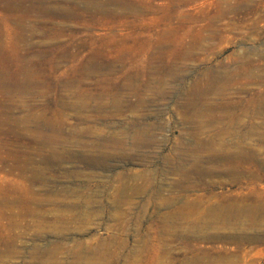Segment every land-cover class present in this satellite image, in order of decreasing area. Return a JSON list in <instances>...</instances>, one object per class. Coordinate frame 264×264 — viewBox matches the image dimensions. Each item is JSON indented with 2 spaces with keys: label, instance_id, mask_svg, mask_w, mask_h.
Masks as SVG:
<instances>
[{
  "label": "rangeland",
  "instance_id": "374dc122",
  "mask_svg": "<svg viewBox=\"0 0 264 264\" xmlns=\"http://www.w3.org/2000/svg\"><path fill=\"white\" fill-rule=\"evenodd\" d=\"M4 1L0 0V41L5 39L2 33L15 30L17 23L23 24L24 31L33 21H51L55 25L63 22V28L62 30H56L57 26L56 29L55 27L52 28L50 36L48 35L52 38L51 44L28 50V52L39 51L38 53L44 54L41 68L44 85L38 89V94L23 93L21 98H8L3 104L7 114L10 113V115L18 117L24 114L21 111V106H24L26 110L34 107L36 112L34 133L40 140L34 147L27 144L32 132L30 119H27L25 124L12 127L11 133L0 134V186L8 188H6V192L9 193V197L17 198L22 194L20 197L23 200L31 197L30 194L26 193V190L32 189L35 192L38 209L36 217L25 218L23 224L25 223V228L28 229L26 232H24L23 227H20L19 230L17 228L11 230L14 234L21 233L15 242L18 254L5 258L1 264H34L31 247H35L39 261L53 259L52 261L56 260L55 263L69 264L71 261H75L71 255H68L71 252L76 254L78 250L79 252L82 251L80 253L85 251L83 254L89 253L87 256L93 257L91 253H93L94 248L106 247L114 250L116 246H120L119 240L122 238L126 242V251L129 248L139 247L137 244H147L150 247V251L149 249L146 251L150 253H143L142 261H150V264H167L166 255L158 254L157 256L159 248H162L161 240L168 239V236L160 231L163 229L160 228L162 218H159V221V216H174L172 214H175V218L179 217L178 221L181 223L183 217H190L192 221L201 223L197 219L202 217V213L208 206L214 204L232 202L240 208L246 205L254 206L258 203L264 206V170L262 168V163H264V111L258 112L257 110L258 103L264 101V98L260 101V96H264V17L260 16V8L264 7V0H197L200 4L198 3V12L195 11L197 17L194 21L189 19L192 12L189 9L190 6L176 4H174L176 6L174 9L171 8L173 16L151 19L153 16L150 10L165 9L166 1L164 0H148L146 2L141 0H105L104 8L106 10L116 7L119 1L124 2V4L127 2L141 3L146 7V15L137 17L126 15L123 17L120 13L124 10L116 8L117 15L108 17L104 15L101 20L96 17L92 20L93 16L87 14L88 16H84V19L78 18V21L76 18L66 20L55 14L44 17L39 13H31L28 20H24L21 12L9 13L5 11L2 8ZM99 1L103 2L104 0ZM31 2L34 4L36 2L37 7L45 9L47 12L56 11V8L70 7L63 0H32ZM79 2L81 1L77 0V5L80 7L81 3ZM147 6L149 7L147 8ZM226 8L233 9L231 12L223 14L222 11ZM130 28H133L134 31L128 35L131 31ZM15 31L19 32L18 29ZM118 38L120 40L123 38L124 42L122 40L119 43ZM132 38L137 39V44L131 42L134 40ZM161 39L168 40L171 47L165 48L163 51L156 49L155 47L162 41ZM109 40L114 41L115 44L108 42ZM145 41H150V45ZM187 44L193 46V49H189L191 51L186 58L181 57L183 48L185 47L184 52L187 50ZM111 49L113 50L111 51ZM167 52L169 53L167 54ZM14 53L13 48L0 46L1 59L2 54H7L6 58L11 60ZM232 54L236 58H233ZM247 54H250V57ZM240 55L248 58V62L243 64L241 61L243 57ZM4 62L6 63L5 60ZM89 62H102L101 64L104 66L114 65L117 67L112 71L102 69L97 76L88 78V80H81L79 72ZM232 63L235 64L231 65ZM241 65L245 67L242 71L243 76L248 75L246 72H249L250 76L241 78L242 75H240L242 81L231 79L227 83V91L222 93L216 90L212 91L216 92V98H214V93L210 92L212 96L207 93V86L213 84L205 81L207 78L204 75L208 71L229 73V71H236L242 67ZM53 66L55 67L53 68ZM162 69L166 70L163 71ZM259 73H262L263 77ZM196 80L202 87H199ZM234 81L236 85L231 84ZM68 82L70 84H67ZM149 82L153 83L150 84ZM128 83L133 85L131 90H118ZM136 85L138 86L136 87ZM152 86H155L154 89ZM197 86L199 89L195 88V90L202 91L203 94L206 93L203 95L194 91V87ZM203 87H205L204 91ZM201 88L202 90H200ZM230 92L234 94L232 93L231 96ZM114 93H117L116 96H113ZM128 93L129 95H127ZM224 93H228L230 96ZM81 95H84L83 99ZM108 96H111V100ZM230 97L233 98L232 102H230ZM116 99L117 101H115ZM192 99L196 104H193ZM198 99L201 105L198 103ZM1 100L0 103H3ZM257 101L259 102L256 104ZM188 102H191L192 105L189 106ZM89 103L90 105H88ZM207 105H209L208 108ZM262 105L264 106V102ZM236 107H239V110ZM241 107L244 109L242 110ZM194 110L199 114H195L196 111ZM233 110L235 114L232 116ZM185 115L191 119L189 120ZM229 117L232 120L235 119L233 121L229 119L225 122ZM203 118L206 119L205 122ZM216 122L217 124H215ZM227 122L229 124H226ZM237 123L240 127L235 125ZM45 125L54 127V132L44 128ZM227 125H230L229 128ZM222 127L224 131H221L223 130ZM215 128H219L218 132H215ZM227 132L232 135L230 134V136ZM211 133H214V136ZM219 133H222L221 137L218 136ZM48 134L57 136V141L53 140L52 145L44 146L41 139L42 136ZM242 134L245 135L243 139ZM226 136L228 137L227 140ZM121 138L125 141L123 142ZM106 139L109 141H103ZM64 141L65 143H63ZM139 141H141L140 144ZM19 143L20 147L17 146ZM234 143L235 145L236 143L239 144L240 147L237 145L230 146ZM214 144L217 145L213 147ZM23 145L26 149L23 147L21 149ZM93 145L95 148L92 147ZM96 146H99L98 149ZM228 148L230 149L228 150ZM216 150L217 154L215 153ZM20 151L25 152L23 155L25 159H30L27 161L28 163L25 162L27 166L23 165L28 169H37L38 173L34 181L31 180L29 172L25 174L18 172L17 167L19 168L21 164L18 161L13 162V157L8 156L7 160L3 161L6 153H15L14 155L17 157ZM234 151L236 154L244 155V159L238 164L236 168L238 173L233 178L220 173V170L224 166L222 163L223 155L231 154ZM31 152L32 154H30ZM207 152L208 157L205 156ZM220 152L222 154L224 152V154L222 155ZM242 156L241 158H243ZM205 157L212 166L207 163ZM215 158L217 159L215 160ZM199 161H204V164L199 163ZM213 166L214 168H212ZM216 167L219 168L215 169ZM187 170L191 172L188 171V173ZM31 182H34V185L32 187L27 186ZM133 187L136 188V192ZM11 191H14L16 195ZM18 191H22V193L18 194ZM120 195L123 198H120ZM164 199L167 200L166 203L162 202ZM197 212L199 213L197 214ZM33 220L36 222L34 226L36 228L28 226ZM178 221L173 223V226H171L172 224L168 225L167 229L176 226L181 227ZM7 226H5L4 220H0V238L5 239L8 236ZM230 229L228 230L231 232L247 235L261 233L262 239L239 243L222 240L186 244L173 242L171 247L176 252L186 254V260H188L186 264L213 262L233 254L235 259L233 258L231 264H264V227L252 230L249 227L234 226ZM147 236L150 238L148 241ZM113 237H116L115 240ZM136 241L137 244H135ZM84 244L86 246H82ZM147 246L145 245L146 248H148ZM49 249L53 253H49ZM71 249L72 251H70ZM79 252V255H83ZM64 255L66 260L68 259L67 261L62 258ZM90 256L87 257L89 264L91 261H96L92 260L93 258L91 259ZM68 257L71 258V261ZM236 257L240 258L239 262H236ZM190 258L193 262L192 260L189 261Z\"/></svg>",
  "mask_w": 264,
  "mask_h": 264
},
{
  "label": "bare ground",
  "instance_id": "6f19581e",
  "mask_svg": "<svg viewBox=\"0 0 264 264\" xmlns=\"http://www.w3.org/2000/svg\"><path fill=\"white\" fill-rule=\"evenodd\" d=\"M32 0H5L4 1V5H3V9L5 10V11H7V12H9V13H11V12H21L22 14H23V19L24 20H28V17H29V15L31 14V13H33V14H37V13H39V14H41V16H46V15H48V16H53L54 14L55 15H59V16H61L62 18H65L66 20L68 19V20H70V19H74V18H76V20L78 19V18H81V19H84L86 16H88L87 14H91L92 16V20H93V18H97L98 20H101L103 17L102 16H114V15H117L118 13L115 11V9L116 8H122V10H124L123 12H121L120 13V15H122L123 17L124 16H126V15H130V16H132V17H137V16H145L146 15V13H145V9H146V7L144 6V5H142L141 3H137V4H133V3H130V2H127V4H124V2H122V1H119L118 2V4L116 5V7H113L112 9H109V10H106L104 7H105V0L102 2V1H99V0H79V1H81V2H79V3H81V5H80V7L77 5V0H63L64 2H66L67 4H69V6L70 7H65V8H56V11H53V12H47L45 9H42V8H40V7H37L35 4H36V2H35V4L34 3H32L31 2ZM142 2H146V1H148V0H141ZM164 1H166V3H165V9H157V10H150V13H152V18L151 19H157L158 17H171V16H173V14H171V8L172 9H174L176 6L174 5V4H176V5H179V6H190L189 7V9L192 11L191 13H190V15H189V19L191 20V21H194L195 19H196V17H197V15H195V11L197 10V7H198V3H199V1L197 2V0H164ZM209 1V0H208ZM197 2V3H196ZM201 2V1H200ZM30 3H32V4H30ZM115 3V2H114ZM200 4V3H199ZM72 6V7H71ZM149 6H147V8H148ZM200 7H201V5L199 6V9H200ZM105 9V10H104ZM232 9L233 8H226L225 10H223L222 11V13L223 14H225V13H227V12H231L232 11ZM162 10H164V11H162ZM255 11V10H254ZM196 12H198V10L196 11ZM117 13V14H116ZM32 14V15H33ZM154 14V15H153ZM260 16L261 17H264V7H261L260 8ZM188 15V14H187ZM85 16V17H84ZM155 16H157V17H155ZM186 17V16H185ZM188 17V16H187ZM50 18V17H49ZM88 18V17H87ZM48 19V18H47ZM172 19V18H171ZM8 20V19H7ZM50 20V19H49ZM52 20V19H51ZM96 20V19H95ZM20 21V20H19ZM78 21V20H77ZM26 22V21H25ZM97 22V21H96ZM98 22H101V21H98ZM61 23V24H60ZM60 23H58L57 25H55V24H53L51 21H48V22H40V21H38V22H36V21H33L32 23H30L29 25H28V29L27 30H23V28H24V26H23V24H20V23H17V26L15 27V30L16 29H18L19 30V32L18 31H15V30H13V31H11V32H9V31H4L3 33H2V36H4L5 37V39L3 40V41H0V46L1 47H10V48H13L14 50H15V53H14V55H13V57L11 58V60L10 59H7L6 58V56H8L7 54H2V59L0 58V99H2L1 101H3V103L1 102L0 103V134H5V133H11L12 132V127H16V126H19L20 124H25L26 123V121H27V119H30V121H31V124H30V127L32 128V132H31V135H30V139L28 140V146H32V147H34L35 145H37L38 144V142H39V138L36 136V134L34 133L35 132V128H36V124H35V122H36V112H35V108L34 107H30L28 110H26L25 108H24V106H21V111L22 112H24V114L22 115V116H20V117H18V116H13V115H10V113L9 114H7V112H5V106L3 105L4 104V102L8 99V98H16V99H19V98H21V96L23 95V93H26V94H31V95H36V94H38V89H40L44 84V76H43V74H42V65H43V61H44V54L43 53H38V52H35V51H32V52H28V50H30V49H33V48H36V47H40V46H47V45H49V44H51L52 43V38H50L49 36H50V34H51V32H52V28H54L55 27V29H56V26H57V29L56 30H62V28H63V22H60ZM211 23V22H210ZM73 24H75V23H73ZM14 25V24H13ZM52 27H51V26ZM73 26V25H72ZM72 26H70V27H72ZM131 29V28H130ZM69 30V29H68ZM71 31V30H70ZM134 30H133V28L131 29V31H129V34L128 35H130V34H132V32H133ZM12 33V34H11ZM188 33V32H187ZM127 34V33H126ZM190 34V33H189ZM49 35V36H48ZM11 37V38H10ZM9 39V41H7L8 39ZM129 38V37H128ZM169 38V37H168ZM115 39V38H114ZM119 39V38H118ZM122 40H123V38H121ZM126 39V38H125ZM132 39H134V38H132ZM170 39H172V38H170ZM120 40V39H119ZM122 40H120L119 41V43L120 42H122ZM131 40V39H130ZM162 40V39H161ZM116 41V40H115ZM127 41V40H126ZM137 39H134V40H132L131 42L132 43H136L137 44ZM139 41V40H138ZM196 41V40H195ZM108 42H111V43H114V41L112 42L111 40H109ZM107 42V43H108ZM116 42H118V40L116 41ZM123 42H124V40H123ZM146 43H149V45H150V41H145ZM177 42H180V41H177ZM54 43V42H53ZM110 43V44H111ZM126 43V42H125ZM128 43V42H127ZM190 43V42H189ZM196 43V42H195ZM101 44V43H100ZM109 44V43H108ZM107 44V45H108ZM115 44V43H114ZM124 44V43H123ZM140 44V43H139ZM154 44H156V43H154ZM173 44H175V43H173ZM103 45V44H102ZM119 45V44H118ZM133 45V44H132ZM131 45V46H132ZM148 45V46H149ZM176 45V44H175ZM188 45V44H187ZM186 45V46H187ZM193 45H194V43H193ZM109 46V45H108ZM122 46H124V45H122ZM125 46H126V44H125ZM101 47V46H100ZM105 47V46H104ZM115 47V46H114ZM118 48H119V46H117ZM129 48H130V45L128 46ZM168 47H171V43L168 41V40H162V41H160V43H158L157 44V46L155 47L156 49H160L161 51H163V50H165V48H168ZM180 47V46H179ZM193 46H191V45H188L186 48H187V50L184 52V48H183V55H182V53H181V57H187L188 56V54L190 53V51L191 50H189L190 48H192ZM121 48V47H120ZM132 48V47H131ZM135 48H137V47H135ZM182 48V47H181ZM195 48V47H194ZM210 48V47H209ZM103 49V48H102ZM123 49H125V48H123ZM149 49V48H148ZM173 49V48H172ZM174 49H176V48H174ZM193 49V48H192ZM196 49V48H195ZM101 50V49H100ZM113 49H111V51H112ZM114 50H115V48H114ZM118 50H120V49H118ZM128 50V49H127ZM143 50V49H142ZM181 50V49H180ZM97 51V50H96ZM96 51H95V53H96ZM172 51V50H171ZM195 51V50H194ZM238 51V50H237ZM244 51H245V49H244ZM243 51V52H244ZM94 52V51H93ZM101 52H103V51H101ZM170 52V51H169ZM169 52H167V54L169 53ZM242 52V51H241ZM248 52V51H247ZM251 52V51H250ZM249 52V53H250ZM64 53V52H63ZM94 53V54H95ZM104 53V52H103ZM153 53V52H152ZM238 53H239V51H238ZM252 53V52H251ZM98 54H100V53H98ZM117 54V53H116ZM158 54V53H157ZM244 54V53H243ZM71 55V54H70ZM180 55V54H179ZM194 55V54H193ZM242 55V54H241ZM240 55V56H241ZM245 55V54H244ZM243 55V56H244ZM250 55V54H249ZM248 54H247V56H249ZM3 56H5V57H3ZM91 56V55H90ZM95 56V55H94ZM231 56H233V54L231 55ZM243 56H241V57H243ZM236 58V56H233V58ZM250 57V56H249ZM60 58V57H59ZM69 58V57H68ZM158 58V57H157ZM101 59H102V57H101ZM156 59V58H155ZM184 58H182V60H183ZM229 59H230V56H229ZM248 58H242L241 59V61H242V63L243 64H245V63H247L248 62V60H247ZM4 60L6 61V63L4 62ZM9 60V62H7ZM96 60V59H95ZM98 60H100V59H98ZM231 60V59H230ZM252 60V59H251ZM250 60V61H251ZM92 61V60H91ZM184 61V60H183ZM59 62V61H58ZM120 62V61H119ZM182 62V61H181ZM232 62V61H231ZM238 62V61H237ZM49 63V62H48ZM55 63V62H54ZM87 63V62H86ZM102 63V62H101ZM100 62H89L88 64H86L85 66H83L82 68H81V71L79 72L80 73V78H81V80H84V79H86V80H88V78H91V77H95V76H97L99 73H101V71H102V69H105V70H108V71H112V70H114L117 66H114V65H106V66H104V64L102 65ZM154 63V62H153ZM156 63H158V62H156ZM182 63H184V62H182ZM250 63H253V62H250ZM150 64V63H149ZM155 64V63H154ZM228 64V63H227ZM235 64V63H234ZM233 63L231 64V65H234ZM242 64V65H243ZM181 65V64H180ZM241 65V66H242ZM247 65V64H246ZM183 66V65H182ZM244 66V65H243ZM239 67L236 71H229V73H227V72H220V73H218V72H216V71H208L204 76L207 78V80H205V81H207L209 84H211V83H213L212 85H209V86H207V93H210V92H212V91H214V90H216L217 92H220V93H222L223 91H227V83H229L228 81H230L231 79H233V80H239L240 79V75H242L241 76V78L242 77H246V76H248L249 75V72H246V74H248V75H246V76H243V70L245 69V67ZM55 66H53V68H54ZM158 67V66H157ZM161 67V66H160ZM168 67V66H167ZM171 67V66H170ZM185 67V66H184ZM235 67V66H234ZM52 68V69H53ZM153 68H155V67H153ZM163 68H165V67H163ZM171 68H174V67H171ZM231 68H233V67H231ZM181 69V68H180ZM230 69V68H229ZM121 70V69H120ZM163 70V69H162ZM166 70V69H165ZM165 70H163V71H165ZM228 70V69H227ZM232 70H234V69H232ZM248 70V69H247ZM161 71V70H160ZM168 71V70H167ZM172 71V70H171ZM178 71V70H177ZM222 71V70H221ZM260 71H261V68H260ZM104 72H106V71H104ZM115 72V71H114ZM158 72V71H157ZM206 72V71H205ZM242 72V73H241ZM76 73V72H75ZM203 73V72H202ZM201 73V74H202ZM252 73V72H251ZM250 73V74H251ZM78 74V73H77ZM103 74V73H102ZM109 74V73H108ZM133 74V73H132ZM178 74H179V72H178ZM259 74H261L260 76H262L263 77V75H262V73H259ZM131 75V74H130ZM170 75V74H169ZM252 75V74H251ZM257 75V74H256ZM46 76V75H45ZM250 76V75H249ZM255 76V75H254ZM253 76V77H254ZM136 77V76H135ZM178 77V76H177ZM252 77V76H251ZM255 77H257V76H255ZM98 78V77H97ZM169 78V77H168ZM200 78H202V77H200ZM258 78H259V76H258ZM130 79H132V78H130ZM95 80H96V78H95ZM98 80V79H97ZM241 81H242V79H240ZM244 80V79H243ZM205 81L203 80V82L205 83ZM81 82V81H80ZM94 82V81H93ZM134 82V81H133ZM196 82H198L197 84L199 85V81H197L196 80ZM196 82H194L195 83V85H196ZM202 82V83H203ZM91 83V82H90ZM150 83V82H149ZM153 83V82H152ZM152 83H150V84H152ZM156 84H158L157 82H155ZM160 83V82H159ZM67 84H70V82H68ZM133 84V83H132ZM139 84V83H138ZM161 84H162V82H161ZM160 84V85H161ZM181 84V83H180ZM207 84V83H206ZM232 85L233 84H235V81L233 82V83H231ZM240 84V83H239ZM65 85V84H64ZM123 85V84H122ZM121 85V86H122ZM164 85H165V83H164ZM192 85V84H191ZM204 85V84H203ZM231 85V86H232ZM236 85V84H235ZM96 86V85H95ZM138 85H136V87H137ZM140 86H142V85H140ZM146 86V85H145ZM230 86V85H229ZM98 87V86H97ZM110 87V86H109ZM118 87H119V85H118ZM132 87H133V85H131V84H125V85H123V87H121V88H119L118 90L119 91H122V90H131L132 89ZM153 87V86H152ZM155 87V86H154ZM154 87H153V89H154ZM199 87H202L201 85H199ZM84 88V87H83ZM148 88V87H147ZM187 88H188V86H187ZM193 88V87H192ZM195 88H198V86L197 87H194V91H197L198 93L200 92L199 90H195ZM229 88H231V87H229ZM122 89V90H121ZM138 89V88H137ZM199 89V88H198ZM204 89H205V87H203V91H204ZM242 89V88H241ZM117 90V89H116ZM117 90V91H118ZM138 90H140V89H138ZM148 90V89H147ZM155 90H157V89H155ZM159 90V89H158ZM161 90V89H160ZM166 90V89H165ZM189 90H190V88H189ZM188 90V92L190 93V91ZM200 90H202V88L200 89ZM101 91V90H100ZM118 91V93H120ZM141 91V90H140ZM143 91V90H142ZM163 91V90H162ZM229 91V90H228ZM83 92V91H82ZM98 92V91H97ZM116 92V91H115ZM126 92V91H125ZM131 92H133V91H131ZM148 92V91H147ZM152 92H153V90H152ZM188 92H186V94L188 93ZM192 92V91H191ZM202 92V91H201ZM200 92V93H201ZM40 93V92H39ZM85 93V92H84ZM89 93H90V91H89ZM95 94H96V92H94ZM134 93V92H133ZM132 93V94H133ZM158 93H160V92H158ZM163 93V92H162ZM194 93V92H193ZM206 92H204V94H205ZM212 93H214V92H212ZM216 93V92H215ZM215 93H214V98H216L215 97ZM219 93V94H220ZM226 93V92H225ZM224 93V94H225ZM231 93V92H230ZM233 93V92H232ZM231 93V96L234 94H232ZM237 93V92H236ZM239 93V92H238ZM241 93V92H240ZM99 94V93H98ZM107 94V93H106ZM109 94V93H108ZM112 94V93H111ZM117 94V93H116ZM116 94L114 93L113 94V96L115 95L116 96ZM201 94H203V93H201ZM200 94V95H201ZM203 94V95H204ZM77 95H80V94H77ZM86 95V94H85ZM104 95V94H103ZM123 95H124V93H123ZM122 95V96H123ZM127 95H129V93L127 94ZM188 95V94H187ZM197 95V94H196ZM202 95V96H203ZM209 95V94H208ZM208 95H206V96H208ZM210 95H211V93H210ZM225 95H229L230 96V94H225ZM75 96H76V94H75ZM82 96V99H83V96L84 95H81ZM90 96H91V94H90ZM112 96V97H113ZM138 96V95H137ZM153 96V95H152ZM160 96V95H159ZM158 96V97H159ZM190 96V95H189ZM188 96V97H189ZM198 96V95H197ZM212 96V95H211ZM219 96V95H218ZM88 97V96H87ZM93 97V96H92ZM96 97H98L97 95H96ZM109 98L111 97V96H108ZM126 97V96H125ZM131 97V96H130ZM133 97V96H132ZM136 97V96H135ZM193 97V96H192ZM191 97V98H192ZM209 97V96H208ZM227 97V96H226ZM73 98V97H72ZM79 98V97H78ZM94 98V97H93ZM115 98H117V97H115ZM119 98V97H118ZM140 98V97H139ZM190 98V99H191ZM206 98V97H205ZM210 98V97H209ZM231 98V97H230ZM263 98H264V96L263 97H261L260 96V101H262L263 100ZM77 99V98H76ZM85 99V98H84ZM89 99V98H88ZM96 99V98H95ZM126 99L127 100H129L127 97H126ZM135 99V98H134ZM186 99V98H185ZM189 99V100H190ZM208 99V98H207ZM206 99V100H207ZM227 99V98H226ZM232 99L233 98H231V101L230 100H228V101H230V102H232ZM101 100V99H100ZM110 100H111V98H110ZM140 100V99H139ZM205 100V101H206ZM211 100V99H210ZM212 100H214V99H212ZM225 100V99H224ZM223 100V101H224ZM226 100V101H227ZM85 101V100H84ZM84 101H82V102H84ZM115 101H117V99L115 100ZM194 101V99H192V102ZM198 101V103H199V99L197 100ZM204 101V102H205ZM227 101V102H228ZM251 101V100H250ZM90 102V101H89ZM99 102H101V101H99ZM113 102V101H112ZM135 102V101H134ZM141 102V101H140ZM207 102V101H206ZM226 102V103H227ZM259 101H257L256 102V104L258 103ZM264 102V101H263ZM262 102V103H263ZM75 103V102H74ZM73 103V104H74ZM88 103V102H87ZM94 103V102H93ZM96 103V102H95ZM189 103V102H188ZM191 103V102H190ZM189 103V106L190 105H192V104H190ZM197 103V104H198ZM211 103V102H210ZM250 103V102H249ZM262 103H258V112L260 111H264V106L262 105ZM77 104V103H76ZM92 104V103H91ZM126 104V103H125ZM193 104H196L195 102H193ZM200 104V103H199ZM225 104V103H224ZM223 104V105H224ZM229 104V103H228ZM247 104V103H246ZM255 104V105H256ZM79 105H80V103H79ZM83 105V104H82ZM84 105H85V103H84ZM88 105H90V103L88 104ZM98 105V104H97ZM100 105V104H99ZM102 105H104V104H102ZM130 105V104H129ZM185 105H187V104H185ZM201 105V104H200ZM199 105V106H200ZM211 105H214V104H211ZM221 105V104H220ZM219 105V106H220ZM227 105V104H226ZM249 105V104H248ZM96 106V105H95ZM120 106V105H119ZM198 106V105H197ZM205 106H206V104H205ZM208 106L209 105H207V108H208ZM217 106V105H216ZM225 106V105H224ZM240 106V105H239ZM257 106V105H256ZM64 107V106H63ZM83 107V106H82ZM85 107H88V106H85ZM90 107V106H89ZM122 107H124V106H122ZM187 108H188V106H186ZM194 107V106H193ZM192 107V108H193ZM249 107V106H248ZM92 108V107H91ZM99 108V107H98ZM129 108H130V106H129ZM183 108V107H182ZM206 108V107H205ZM210 108H211V106H210ZM209 108V109H210ZM217 108H219V107H217ZM226 108V107H225ZM224 108V109H225ZM234 108V107H233ZM236 108H238V110H239V107H236ZM255 108V107H254ZM68 109V108H67ZM69 109H71L70 107H69ZM106 109V108H105ZM185 109V108H184ZM197 109V108H196ZM201 109V108H200ZM212 109V111H214L213 110V108H211ZM224 109H222V110H224ZM228 109V108H227ZM241 109H242V107H241ZM244 109V108H243ZM242 109V110H243ZM247 109V108H246ZM245 109V110H246ZM250 109V108H249ZM8 110V109H7ZM85 110V109H84ZM94 110V109H93ZM193 110V109H192ZM198 110V109H197ZM241 110V111H242ZM253 110V109H252ZM114 111V110H113ZM117 111V110H116ZM120 111V110H119ZM194 111H196V110H194ZM194 111H192V112H194ZM201 111V110H200ZM203 111V110H202ZM207 111V110H206ZM226 111V110H225ZM228 111V110H227ZM230 111V110H229ZM235 111H236V109H235ZM235 111L233 110V112L234 113H232V116H233V114H235ZM124 112V111H123ZM217 112H218V109H217ZM221 112H223V111H221ZM237 112V111H236ZM117 113V112H116ZM182 113H183V111H182ZM190 113H191V111H190ZM213 113V112H212ZM252 113V112H251ZM118 114V113H117ZM193 114V113H192ZM195 114H197V111H196V113ZM199 114V113H198ZM197 114V115H198ZM216 115H217V113H215ZM219 114H220V112H219ZM227 114V113H226ZM240 114V113H239ZM243 114V113H242ZM262 114V113H261ZM184 115V114H183ZM183 115H182V117H183ZM196 115V116H197ZM204 115V114H203ZM209 115V114H208ZM186 116V115H185ZM207 116V115H206ZM211 116V115H210ZM218 116V115H217ZM221 116H223V115H221ZM220 116V117H221ZM238 116V115H237ZM240 116V115H239ZM242 116V115H241ZM61 117V116H60ZM187 117V116H186ZM199 117H201L202 118V116H200L199 115ZM235 117V116H234ZM184 118V117H183ZM187 118H189V117H187ZM196 117L194 116V119H195ZM200 118V119H201ZM207 118H209L208 116H207ZM217 118V117H216ZM88 119H90V118H88ZM182 119V118H181ZM191 118H189V120H190ZM204 119V118H203ZM212 119H214V118H212ZM230 119V117L227 119V120H225V122L226 121H228ZM235 119V118H234ZM233 119V120H234ZM183 120V119H182ZM186 120H188V119H186ZM205 120L206 119H204V122H205ZM217 120V119H216ZM215 120V121H216ZM230 120H232V119H230ZM232 120V121H233ZM184 121V120H183ZM192 121V120H191ZM197 121V120H196ZM201 121V120H200ZM212 121V120H211ZM210 121V122H211ZM232 121H230V122H232ZM49 122V121H48ZM190 122V121H189ZM193 122V121H192ZM199 122V121H198ZM197 122V123H198ZM213 122V121H212ZM208 123V122H207ZM244 123V122H243ZM46 124H47V122H46ZM194 124V123H193ZM199 124V123H198ZM210 124V123H209ZM211 124H213V123H211ZM215 124H217V122L215 123ZM220 125H221V123H219ZM226 124H229V122H227ZM232 124V123H231ZM234 124V123H233ZM238 124L239 123H237V124H235L237 127H240V126H238ZM48 125H50V124H48ZM48 125H45L44 126V128L46 127V128H48L49 130L48 131H53L54 132V127L52 128L51 126H48ZM206 125V124H205ZM246 125V124H245ZM207 126V125H206ZM209 126V125H208ZM217 126V125H216ZM215 126V127H216ZM222 126V125H221ZM220 126V127H221ZM230 126V125H229ZM229 126L227 125V128H229ZM243 126V125H242ZM25 127V126H24ZM211 127V126H210ZM210 127H208V128H210ZM213 127H214V125H213ZM218 127H219V125H218ZM233 127H235L234 125H233ZM236 127V129H238ZM245 127V126H244ZM248 127V126H247ZM194 128V127H193ZM192 128V129H193ZM196 128H197V126H196ZM207 128V127H206ZM223 128V127H222ZM254 128V127H253ZM189 129V128H188ZM205 129V128H204ZM219 128H215V132H218L217 130H218ZM248 129V128H247ZM59 130V129H58ZM90 130H91V128H90ZM93 130V129H92ZM139 130H141L140 128H139ZM145 130V129H144ZM194 130V129H193ZM200 130V129H199ZM14 131V130H13ZM89 131V130H88ZM142 131V130H141ZM187 133H188V131L187 130H185ZM202 131V130H201ZM213 131V130H212ZM220 131V130H219ZM221 131H224V128H223V130H221ZM230 131V130H229ZM235 131H237V130H235ZM246 131V130H245ZM57 132V131H56ZM60 132V131H59ZM133 132V134H134V131H132ZM140 132V131H139ZM144 132V131H143ZM185 132V133H186ZM190 132H192V131H190ZM226 132V131H225ZM231 132V131H230ZM238 132V131H237ZM236 132V133H237ZM247 132V131H246ZM48 133H51V132H48ZM194 133V132H193ZM228 133V132H227ZM233 133V132H232ZM248 133V132H247ZM138 134V133H137ZM141 134H142V132H141ZM191 134V133H190ZM195 134V133H194ZM204 134V133H203ZM214 134V133H213ZM212 133H211V135H213ZM229 134V133H228ZM231 134V133H230ZM229 134V135H230ZM234 134V133H233ZM241 134V133H240ZM245 134V133H244ZM22 135V134H21ZM75 135V134H74ZM77 135H79V134H77ZM76 135V136H77ZM89 135V134H88ZM96 135V134H95ZM189 135V134H188ZM220 135V137H221V135H222V133L220 134H218V136ZM226 135V134H225ZM228 135V136H229ZM232 135V134H231ZM230 135V136H231ZM237 135H238V133H237ZM243 135V134H242ZM98 136V135H97ZM133 136V135H132ZM192 136V135H191ZM190 136V137H191ZM214 136V135H213ZM229 136V137H230ZM236 136V135H235ZM234 136V138H236ZM241 136V135H240ZM244 136L245 135H243V137H242V139L244 138ZM22 137V136H21ZM20 137V138H21ZM99 137V136H98ZM97 137V138H98ZM115 137V136H114ZM117 137V136H116ZM134 137V136H133ZM142 137V136H141ZM217 137V136H216ZM110 138V137H109ZM108 138V139H109ZM125 138V137H124ZM137 138V137H136ZM192 138V137H191ZM193 138H194V136H193ZM218 138V137H217ZM227 136H226V140H227ZM22 139V138H21ZM20 139V140H21ZM25 139V138H24ZM113 139V138H112ZM116 139V138H115ZM114 139V140H115ZM118 140H119V138H117ZM130 139V138H129ZM135 139V138H134ZM133 139V140H134ZM138 139H139V136H138ZM230 139V138H229ZM228 139V140H229ZM231 139H232V137H231ZM230 139V140H231ZM57 141V136H55V135H53V134H48V135H44V136H42V139H41V141H42V145H52L51 144V142L52 141ZM67 140V139H66ZM114 140H112V141H114ZM121 140H123L122 138H121ZM136 140V139H135ZM134 140V141H135ZM214 140V139H213ZM219 140H221V139H219ZM226 140H225V142H226ZM229 140V141H230ZM233 140V139H232ZM231 140V141H232ZM7 141V140H6ZM93 141V140H92ZM94 141H95V139H94ZM97 141V140H96ZM103 141H107V139L106 140H103ZM109 141V140H108ZM107 141V142H108ZM115 141H117V140H115ZM125 140H123V142H124ZM143 141V140H142ZM151 141V140H150ZM197 141H198V139H197ZM228 141V142H229ZM13 142V141H12ZM11 142V143H12ZM20 142V141H19ZM66 142H69V141H66ZM120 143L122 142V141H119ZM140 142L141 141H139V144H140ZM144 142V141H143ZM195 142V141H194ZM218 142V141H217ZM241 142V141H240ZM21 143V142H20ZM20 143L19 144H17V146H19L20 147ZM63 143H65V141L63 142ZM69 143H71V142H69ZM95 143V142H94ZM97 143H98V141H97ZM105 143V142H104ZM130 143H132V142H130ZM134 143V142H133ZM199 143V142H198ZM212 143V142H211ZM214 143H215V141H214ZM221 143V142H220ZM231 143V142H230ZM237 143H239L238 141H237ZM237 143H236V145H237ZM5 144V143H4ZM14 144V143H13ZM61 144V143H60ZM96 144V143H95ZM103 144V143H102ZM113 144H114V142H113ZM116 144V143H115ZM123 144V143H122ZM219 144V143H218ZM9 145V144H8ZM11 145V144H10ZM9 145V146H10ZM15 145V144H14ZM26 145V144H25ZM217 145V144H216ZM215 144L213 145V147L214 146H216ZM235 145V143H234V145L233 144H231L230 146H236ZM243 145V144H242ZM4 146V145H3ZM95 145H93L92 147H94ZM99 146H100V144H99ZM99 146H96L97 147V149H98V147ZM105 146V145H104ZM114 146H116V145H114ZM137 146V145H136ZM227 146V145H226ZM226 146H224V147H226ZM230 146H228V147H230ZM237 146H239V144L237 145ZM243 146H245V145H243ZM248 146H250V145H248ZM13 147V146H12ZM22 147L23 148H25L26 149V147H24V145L23 146H21V149H22ZM117 147V146H116ZM135 147V146H134ZM209 147V146H208ZM212 147V146H211ZM220 147V146H219ZM240 147V146H239ZM61 148V147H60ZM95 148V147H94ZM101 148V147H100ZM121 148V147H120ZM123 148V147H122ZM121 148V149H122ZM191 148H195V147H191ZM197 148V147H196ZM195 148V149H196ZM236 148V147H235ZM238 148V147H237ZM236 148V149H237ZM245 148V147H244ZM106 149V148H105ZM135 149H137V148H135ZM215 149H217V148H215ZM222 149V148H221ZM230 148H228V150H229ZM246 149V148H245ZM248 149V148H247ZM251 149V148H250ZM194 150V149H193ZM200 150V149H199ZM198 150V151H199ZM205 150V149H204ZM214 150V149H213ZM223 150V149H222ZM224 150H225V148H224ZM227 150V151H228ZM212 151V150H211ZM15 152V151H14ZM192 153L194 152V151H191ZM190 152V153H191ZM217 152V150L215 151V153ZM198 153V152H197ZM200 153V152H199ZM203 153V152H202ZM219 153V152H218ZM227 153V152H226ZM229 153V152H228ZM15 154V153H14ZM13 153L12 154H10V153H6V156L4 157V160L3 161H5V160H7V157L9 156V157H13L12 158V161L14 162V161H18V163L19 164H21V166L18 168L17 167V170H18V172H20V174L21 173H26V172H29L30 174H31V180L32 181H34L35 180V178L37 177V169L36 168H27V167H25L23 164H25V162H27L28 160H30V159H25L24 157L25 156H23V155H25V152H22V151H20V152H18V156L16 157V155H14ZM27 154H29V153H27ZM30 154H32V152L30 153ZM196 154V153H195ZM194 154V155H195ZM206 154H208V152L207 153H205V156L206 157H208ZM217 154V153H216ZM220 154H222L221 152H220ZM219 154V155H220ZM223 154H224V152H223ZM222 154V155H223ZM11 155V156H10ZM191 155H193V154H191ZM202 155V154H201ZM200 155V156H201ZM222 155H221V157H222ZM197 156V155H196ZM203 156V155H202ZM241 156H242V154L241 153H238V154H236V151H234V152H232L231 154H224L223 155V157H222V163H224V166H223V169H221V166H219L220 167V173H223V174H226V175H229V176H231V177H235L236 175H237V173H238V171H237V166H238V164L244 159V155L242 156L243 158H241ZM2 157V156H1ZM102 157H104V156H102ZM198 157V156H197ZM204 158V159H206L207 160V158ZM214 157V156H213ZM213 157H211V158H213ZM220 157V156H219ZM199 158V157H198ZM202 159V158H201ZM209 159V158H208ZM217 158H215V160H216ZM97 160V159H96ZM199 160V159H198ZM210 160V159H209ZM193 161H194V158H193ZM205 161V160H204ZM203 161V162H204ZM220 161H221V159H220ZM200 162H202V161H199V163ZM202 162V163H203ZM210 162V161H209ZM28 163V162H27ZM194 163H197V162H194ZM207 163H208V160H207ZM204 164V163H203ZM208 164H210L211 165V163H208ZM213 164V163H212ZM217 164V163H216ZM26 165V164H25ZM198 165V164H197ZM200 165V164H199ZM198 165V166H199ZM215 165V164H214ZM218 165V164H217ZM27 166V165H26ZM192 166V165H191ZM194 166V165H193ZM196 166V165H195ZM203 166V165H202ZM207 166V165H206ZM205 166V167H206ZM212 166V165H211ZM207 167H209V166H207ZM218 167V168H219ZM182 168V167H181ZM196 168V167H195ZM199 168H201V167H199ZM203 168V167H202ZM212 168H214V166L212 167ZM211 168V169H212ZM217 167L215 168V169H218ZM262 168H263V170H264V163H262ZM194 169V168H193ZM204 169V168H203ZM206 169V168H205ZM180 170V169H179ZM179 170H177L178 172H179ZM210 170V169H209ZM214 170V169H213ZM191 172L190 170H187L186 172ZM199 171V170H198ZM197 171V172H198ZM211 171V170H210ZM188 172V173H189ZM196 172V173H197ZM201 172V171H200ZM180 173H182V172H180ZM187 173V174H188ZM202 173V172H201ZM206 173H207V171H206ZM205 173V174H206ZM211 173H212V171H211ZM213 173H214V171H213ZM23 174V175H24ZM198 174V173H197ZM217 174V173H216ZM182 175V174H181ZM25 176V175H24ZM184 176H185V174H184ZM186 176H189V175H186ZM23 178V177H22ZM24 180H26V179H24ZM27 181V180H26ZM25 181V182H26ZM27 183V182H26ZM32 185H34V182L32 183H29V184H27V186H31L32 187ZM153 187H156V186H153ZM3 188H4V190H3ZM6 186H0V220H4L5 221V226H7L8 227V236L5 238V239H3L2 237L0 238V241H3V242H0V264H1V262H4L3 260L5 259V258H8V257H11L12 255H14V254H18V251L16 250L17 249V247H16V245H15V242L17 241V239L20 237V234L18 233V234H14V233H12L11 232V230H13V228H17L18 230H19V228L20 227H23L24 228V232H26V230H28L27 228H25L26 227V224L24 223L23 224V222H25V218H34V217H36V215H37V202H36V197H35V192L32 190V189H27L26 190V193L27 194H30L31 195V197L29 196L28 198H26L25 200H23L20 196L22 195H18L19 197H17V198H11V197H9L8 196V194H7V192H6ZM30 188V187H29ZM126 188H127V186H126ZM131 188V187H130ZM134 188V187H133ZM8 189V188H7ZM121 189V188H120ZM123 189V188H122ZM128 189V188H127ZM135 189V192H136V188H134ZM11 190V189H10ZM125 190V189H124ZM123 190V191H124ZM138 190V189H137ZM158 190V189H157ZM15 191V190H14ZM14 191H11V192H13V194H15L14 193ZM120 191V190H119ZM10 192V191H9ZM16 192V191H15ZM140 192V191H139ZM20 193H22V191H18V194H20ZM120 193V192H119ZM122 194V193H121ZM124 194L126 195V193L124 192ZM16 195V194H15ZM124 195V196H125ZM133 195V194H132ZM118 198V197H117ZM120 198H123L121 195H120ZM117 200V199H116ZM120 200V199H119ZM118 200V201H119ZM167 201V200H166ZM166 201H165V199H164V201H162V202H164V203H166ZM212 205V204H211ZM206 208H207V206H206ZM176 212V211H175ZM199 212H197V214H198ZM177 214V213H176ZM172 215H174V216H171V215H163V216H159L158 217V220H159V218L161 219L162 218V220H161V222H162V224H160L161 225V229H163V230H160L163 234H165L166 236H168V239H162L161 240V243H162V248L160 247L159 248V250H158V253H157V256H158V254L159 255H166L165 257V261L167 262V264H186V261H188V260H186L187 259V256H186V254H182V253H180V252H176V251H174V249L171 247V244L173 243V242H178L179 244H186V243H196V242H201V241H206V242H213V241H220V240H222V241H228V242H233V243H239V242H241V241H257V240H261L262 239V234L261 233H259V234H253V235H247V234H243V233H234V232H231V231H229L228 229H230L231 227H234V226H243V227H249L250 229H252V230H255L256 228H258V227H264V206L262 205V204H255L254 206L253 205H246V206H244V207H239V206H236V204L235 203H232V202H226V203H218V204H214L213 206H208V208L202 213V217L201 218H199V219H197V220H199V221H201V223H198V222H194V220L192 221L191 219H190V217H183L182 219L184 220V219H186L184 222H183V220H182V223L180 222V221H178L179 219V217H177V218H175V214H172ZM178 215V214H177ZM176 215V216H177ZM179 216V215H178ZM38 217V216H37ZM180 217H182V216H180ZM200 217V216H199ZM197 218H198V216H197ZM66 219V218H65ZM181 219V218H180ZM57 220V219H56ZM69 220V219H68ZM174 220V221H173ZM37 221V220H36ZM160 221V220H159ZM179 222L180 223V225H181V227H178V226H176V227H170V229H167L168 228V225H170V224H172L171 226H173V223H175V222ZM31 224H28V226H32V227H34L35 225H36V222L33 220L32 222H30ZM164 223V224H163ZM175 225V224H174ZM183 225V226H182ZM34 228H36V227H34ZM33 229V228H32ZM231 230V229H230ZM30 231V230H29ZM32 231V230H31ZM24 232H22V233H24ZM114 238V237H113ZM116 238V237H115ZM115 238H114V240H115ZM150 238H149V236H147V241L149 240ZM139 240V239H138ZM120 241V246H116L115 248H114V250H112V249H110V248H106V247H104V248H106V249H104L103 247L102 248H94V251H93V253H91L92 255H93V257H91L90 255V257H91V259L92 260H96V261H91V264L93 263V264H150V261L149 262H147L146 260H145V262L144 261H142V259H143V253L145 252V253H147L146 251L149 249V251H150V247H148L147 246V244H145L148 248H146L145 247V245L143 244V245H140V244H137V241H136V243L135 244H137V245H139V247L137 246V248H129L127 251H126V249H127V247H126V242L123 240V238L122 239H120L119 240ZM77 242V241H76ZM75 242V243H76ZM118 242V241H117ZM138 242H140V241H138ZM167 242V243H166ZM82 243V242H81ZM80 243V244H81ZM83 244V243H82ZM114 244H115V242H114ZM75 245V244H74ZM102 245V244H101ZM100 245V246H101ZM104 245V244H103ZM107 245V244H106ZM109 245H111L112 246V244H110L109 243ZM78 246H80V245H78ZM82 246H86L85 244L84 245H82ZM87 246H91V245H87ZM95 246H97V245H95ZM114 246V245H113ZM19 247V246H18ZM58 247V246H57ZM167 247H169V248H167ZM170 247H171V250H170ZM180 247V246H179ZM32 248V259H33V262H34V264H63V262H56L55 263V261L56 260H54V261H52V260H45V259H43L42 261H39V259H38V255H36V251H35V247H31ZM58 248H60V247H58ZM67 248V247H66ZM66 248H63V249H66ZM70 248V247H69ZM68 248V249H69ZM77 248V247H76ZM79 248V247H78ZM90 248V247H89ZM92 249H93V246L91 247ZM83 249V248H82ZM92 249H90V250H92ZM85 250H87V248H85ZM180 250V249H179ZM60 251H62L61 249H60ZM65 251V250H64ZM70 251H72V249L70 250ZM77 251V250H76ZM148 251V253H150ZM184 251V250H183ZM187 251V250H186ZM19 252H20V250H19ZM48 252L49 253H51L52 252V250H48ZM68 252V251H67ZM78 252H79V250H78ZM78 252H76V254H72L73 252H71L70 254H68V255H71V258H74L75 259V261L73 260V261H71V258L70 257H68V258H70V261H71V263H69V264H89L88 263V259H87V257L89 258V256H87V254H89V253H87L86 255L85 254H83V253H85V251L83 252V253H80V252H82V251H80L79 253L80 254H83V255H85V256H87V257H85V256H83V255H79L78 254ZM89 252V251H88ZM91 252V251H90ZM185 252V251H184ZM53 253V252H52ZM66 253V252H65ZM147 253V254H148ZM234 255V254H233ZM233 255H227V256H225V257H222V258H220V259H218V260H215V261H213V262H205V263H203V264H226V263H229V264H231V263H233V258L235 257V255L233 256ZM65 256V255H64ZM62 257V258H65V260H66V256L65 257ZM197 256V255H196ZM201 256V255H200ZM144 257H145V254H144ZM146 258V257H145ZM158 258V257H157ZM156 258V259H157ZM56 259V258H55ZM155 259V260H156ZM235 259V258H234ZM243 259V258H242ZM41 260V259H40ZM64 260V259H63ZM68 260V259H67ZM66 260V261H67ZM192 259L190 258V260L189 261H191ZM236 262H239L240 261V258H237L236 257ZM61 261V260H60ZM157 261V260H156ZM198 261H200V260H198ZM6 262V261H5ZM8 262V261H7ZM73 262V263H72ZM192 262H193V260H192ZM66 263V262H65ZM2 264H7V263H2ZM195 264V263H194ZM196 264H199L198 262H196Z\"/></svg>",
  "mask_w": 264,
  "mask_h": 264
}]
</instances>
